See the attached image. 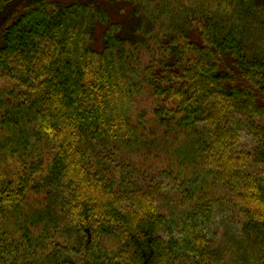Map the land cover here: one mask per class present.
Segmentation results:
<instances>
[{
  "label": "trees",
  "instance_id": "16d2710c",
  "mask_svg": "<svg viewBox=\"0 0 264 264\" xmlns=\"http://www.w3.org/2000/svg\"><path fill=\"white\" fill-rule=\"evenodd\" d=\"M208 1L0 0V264H211L213 206L171 221L162 187L133 181L122 101L144 84L264 244V0ZM158 36L160 60L131 70Z\"/></svg>",
  "mask_w": 264,
  "mask_h": 264
},
{
  "label": "rangeland",
  "instance_id": "374dc122",
  "mask_svg": "<svg viewBox=\"0 0 264 264\" xmlns=\"http://www.w3.org/2000/svg\"><path fill=\"white\" fill-rule=\"evenodd\" d=\"M253 1L250 0L248 4L256 8L258 0ZM204 6L207 10L217 9L215 4L208 0H205ZM194 7L195 5H188L191 11ZM179 8H186L185 3H182ZM249 13L251 11L246 14ZM223 21L228 24V19ZM156 40L161 42L162 39L158 36V39L149 40V50L142 51L139 59L135 55L134 60H137L135 64L131 61L132 57L127 58V64L131 70L138 69L140 74L150 61L154 64L160 60L161 45H157L159 42L157 43ZM250 44L255 51L264 54V39L261 41L255 39L250 41ZM134 79L139 80L135 76ZM5 85L6 80L0 75V91L6 90L3 88ZM132 94L125 107L122 101V107L130 114L133 123L139 126V133L142 135L140 154L133 160L138 169L133 178L134 183L140 184L149 176L162 187L155 196L156 204L160 212L166 214L171 221L180 223L185 214L196 204L209 202L213 206V218L209 226L212 241L211 264H262L264 244L259 239L261 230H256L259 233L256 236L257 233L252 230L254 229L252 224L244 221L238 212L230 211L226 207L228 200H222L223 197H227V190L214 182L208 169L201 166L199 161L197 166L193 163V155L189 150L198 142V136L188 137V129L181 128L178 123L170 122L168 125V123L156 122L154 116L156 103L148 85L137 87ZM164 119L168 121L169 117ZM166 134L167 137H165ZM149 151L152 152L150 156H147ZM30 198L37 200L39 209L42 195L31 194ZM61 237L63 238L60 241L66 240V236ZM43 239L41 238L40 242H43ZM181 258L179 257L175 262L180 263Z\"/></svg>",
  "mask_w": 264,
  "mask_h": 264
}]
</instances>
